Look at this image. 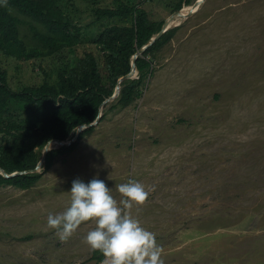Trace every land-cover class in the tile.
Wrapping results in <instances>:
<instances>
[{
    "label": "rangeland",
    "instance_id": "374dc122",
    "mask_svg": "<svg viewBox=\"0 0 264 264\" xmlns=\"http://www.w3.org/2000/svg\"><path fill=\"white\" fill-rule=\"evenodd\" d=\"M60 6L79 43L46 58L0 54L13 89L53 82L88 52L105 62L94 41L124 21L96 10L115 0ZM146 6L156 20L172 14L161 1ZM173 24L139 99L120 111L105 103L94 132L34 187L0 188V264H102L83 239L93 220L67 241L46 222L69 205L74 179L97 176L117 201L116 184L145 186V202L131 211L155 233L164 264H264V0H206Z\"/></svg>",
    "mask_w": 264,
    "mask_h": 264
},
{
    "label": "trees",
    "instance_id": "16d2710c",
    "mask_svg": "<svg viewBox=\"0 0 264 264\" xmlns=\"http://www.w3.org/2000/svg\"><path fill=\"white\" fill-rule=\"evenodd\" d=\"M61 0H0V54L18 60L52 56L80 41L79 29L60 6ZM161 1L172 13L192 0H115L114 8H98V17L119 18L123 25L106 28L94 41L104 52H88L74 67L59 72L53 82L44 81L19 90L12 88L6 70H0V166L7 172L34 169L48 141L69 140L82 124L96 120L102 103L112 96L118 79L131 69L133 55L157 32L164 20H156L146 2ZM166 19V18H165ZM177 27L165 32L137 58L138 77L121 83L119 96L110 109L120 111L139 99L145 79L152 72L158 54L174 37ZM106 65L107 74L102 67ZM1 68V67H0ZM101 121V119H100ZM96 126L86 127L70 146L49 151L41 172L13 177L0 173V188L29 189L37 185L59 156L74 151L82 138ZM91 258L103 261L94 251Z\"/></svg>",
    "mask_w": 264,
    "mask_h": 264
},
{
    "label": "clouds",
    "instance_id": "9594fccd",
    "mask_svg": "<svg viewBox=\"0 0 264 264\" xmlns=\"http://www.w3.org/2000/svg\"><path fill=\"white\" fill-rule=\"evenodd\" d=\"M115 187L122 197L119 201L98 176L87 182L74 179L68 190L69 205L60 213H49L47 226L55 230L60 241H67L82 222L93 220L95 226L83 239L90 249L103 255L102 264H164L155 233L131 211L145 202L149 194L145 186L129 178Z\"/></svg>",
    "mask_w": 264,
    "mask_h": 264
},
{
    "label": "water",
    "instance_id": "95a60500",
    "mask_svg": "<svg viewBox=\"0 0 264 264\" xmlns=\"http://www.w3.org/2000/svg\"><path fill=\"white\" fill-rule=\"evenodd\" d=\"M206 2V0H196V2L192 5V6H187V7H182L180 10L173 12L168 18H166L164 20V23L160 29L159 32L155 33L134 55L132 58V62H131V69L130 71L121 76L118 79L117 82V86L115 88V91L113 93L112 96L108 97L107 99H105V101L102 103L101 107H100V113L98 115V117L96 118L95 121H93L92 123L89 124H82L78 127L77 129V133L73 136V138L69 139V140H59V139H53L47 142L42 156L39 160V162L37 163L36 167L34 169H30V170H24V171H14V172H7L4 168H2L0 166V173L3 174L5 177L9 178V177H13L19 174H23V173H27V172H39L40 169L43 167L47 155L49 153L50 150H52L53 148H55L53 145H60V146H70L72 145L79 137V134L84 130V128L89 127V126H93L96 125L100 122L101 119V109L103 107V105L107 102L113 101L114 99H116L120 92H121V83L126 80V79H130L135 77V75L138 73V69H137V58L140 54H142L148 47H150L151 45H153L156 40H158L165 32H167L168 30L174 28L175 26H177L178 24H173V22L175 21V17L181 15L180 18V23L183 22L184 20L190 18L191 16H193L195 13H197V11L204 5V3ZM184 11V13H183Z\"/></svg>",
    "mask_w": 264,
    "mask_h": 264
},
{
    "label": "bare ground",
    "instance_id": "6f19581e",
    "mask_svg": "<svg viewBox=\"0 0 264 264\" xmlns=\"http://www.w3.org/2000/svg\"><path fill=\"white\" fill-rule=\"evenodd\" d=\"M183 13H184V11H183ZM180 18H181V15L176 16V17H175V21L178 20V19H180Z\"/></svg>",
    "mask_w": 264,
    "mask_h": 264
}]
</instances>
